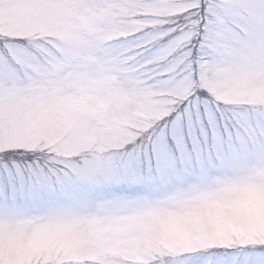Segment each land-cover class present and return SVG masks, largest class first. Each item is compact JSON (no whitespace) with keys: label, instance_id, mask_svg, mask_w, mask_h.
<instances>
[{"label":"snow or ice","instance_id":"obj_1","mask_svg":"<svg viewBox=\"0 0 264 264\" xmlns=\"http://www.w3.org/2000/svg\"><path fill=\"white\" fill-rule=\"evenodd\" d=\"M0 264H264V0H0Z\"/></svg>","mask_w":264,"mask_h":264}]
</instances>
